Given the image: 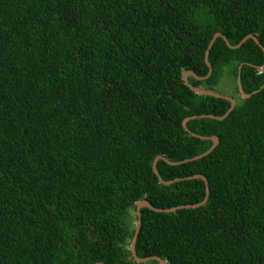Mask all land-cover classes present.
<instances>
[{
	"label": "trees",
	"instance_id": "1",
	"mask_svg": "<svg viewBox=\"0 0 264 264\" xmlns=\"http://www.w3.org/2000/svg\"><path fill=\"white\" fill-rule=\"evenodd\" d=\"M264 0H0V264H264ZM224 97V96H222ZM186 122L185 131L181 122ZM189 133L193 134L190 135ZM215 137L217 145L200 159ZM184 179L169 185L158 182ZM133 211L131 214L130 212Z\"/></svg>",
	"mask_w": 264,
	"mask_h": 264
},
{
	"label": "water",
	"instance_id": "2",
	"mask_svg": "<svg viewBox=\"0 0 264 264\" xmlns=\"http://www.w3.org/2000/svg\"><path fill=\"white\" fill-rule=\"evenodd\" d=\"M220 37L226 44V46L230 49H237L244 41L248 40V39H251L254 41V43L261 49L262 53H263V57H264V48L259 44V42L257 41V39L252 36V35H247L245 37H243L240 42H238L235 46H230L228 44V42L226 41L225 37L222 36L221 34L219 33H215L211 39V41L209 42L208 46H207V49L205 51V54H204V64L206 65L208 71H207V74L204 76V77H198L196 76L194 73H192L191 71H185L181 74V79L183 81V83L188 86V88L195 94L197 95H203V96H211V97H215V98H223L225 99L228 103H229V108L227 109V111L224 113L223 116L221 117H215V116H208V115H204V116H198V117H206V118H211V119H215V120H222L231 110L232 108L234 107L235 105V101L232 99V98H228V97H222L221 95L217 94V93H214V92H211V91H208V90H203L201 88H194V87H191L187 84V77H192L193 79L195 80H204L206 79L210 73H211V68H210V65L207 61V55H208V50L210 49L214 39ZM261 68H264V64L262 65ZM239 69H240V66L238 68V72H237V76H236V87H237V91H238V94L240 95V97L242 99H246L248 98L250 95H253L255 94L256 92H258L263 86L264 84L256 91H253L251 92L250 94H245L242 89H241V85H240V80H239ZM197 118V116H192V117H189V118H185L184 120H182L181 122V126L182 128L187 131L186 129V122L190 119H195ZM190 135H193L191 133H189ZM201 139H209L211 141V146L209 147V149L204 152L203 154L201 155H198L192 159H188V160H184V161H181V162H175V163H171V162H168V161H165L166 163L170 164V165H178L180 163H183V162H187V161H191V160H196V159H200L201 157L207 155L210 151L213 150V148L217 145V139L215 137H209V138H206V137H200ZM157 160H163V157L162 156H157L154 158L153 162H152V165H151V169H152V172L153 174L156 176L157 180L159 183L163 184V185H169V184H172L174 182H177V181H181V180H188V179H201L204 183V190H205V195H204V198L203 200L198 203V204H195V205H186V206H181V207H173V208H170V209H164V210H161V209H154L152 207L149 206L148 202L145 201V200H140V201H137L136 204H135V216H136V221H135V226H134V230H133V235H132V238L130 240V244H129V250H130V254L133 258V260L137 263H146L150 260H155L158 264H165L164 261L160 260L159 258H156V257H145V258H139L135 255V252H134V243H135V239H136V236H137V233H138V230H139V227H140V209L142 208H146V209H149L151 211H156V212H171V211H175V210H178V209H188V208H197L199 206H202L206 203L207 201V195H208V188H207V183H206V180L204 177L200 176V175H195V176H191V177H188V178H184V179H174L172 181H162L161 178L159 177L156 169H155V163ZM94 264H101V263H94Z\"/></svg>",
	"mask_w": 264,
	"mask_h": 264
},
{
	"label": "rangeland",
	"instance_id": "3",
	"mask_svg": "<svg viewBox=\"0 0 264 264\" xmlns=\"http://www.w3.org/2000/svg\"><path fill=\"white\" fill-rule=\"evenodd\" d=\"M214 91L217 92V94L224 96V97H232L234 100H237L238 98L234 95V90H233V82L229 79L222 78L218 85L214 88ZM131 214L133 211L130 212Z\"/></svg>",
	"mask_w": 264,
	"mask_h": 264
}]
</instances>
